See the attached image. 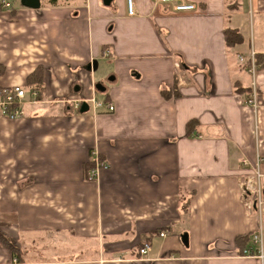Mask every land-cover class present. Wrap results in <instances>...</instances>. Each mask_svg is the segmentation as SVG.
Listing matches in <instances>:
<instances>
[{
	"label": "crops",
	"instance_id": "crops-1",
	"mask_svg": "<svg viewBox=\"0 0 264 264\" xmlns=\"http://www.w3.org/2000/svg\"><path fill=\"white\" fill-rule=\"evenodd\" d=\"M7 1L0 85L41 66L43 92L0 117V229L20 244L0 246V264H264L263 210L242 194L259 172L264 198V68L249 70L264 0H189L186 13L132 0L133 15L127 0ZM93 152L107 166L90 181Z\"/></svg>",
	"mask_w": 264,
	"mask_h": 264
},
{
	"label": "built area",
	"instance_id": "built-area-1",
	"mask_svg": "<svg viewBox=\"0 0 264 264\" xmlns=\"http://www.w3.org/2000/svg\"><path fill=\"white\" fill-rule=\"evenodd\" d=\"M157 2H160L162 4L168 5L171 7V9L174 12L177 13H186L193 11L196 7L195 4L189 0H155ZM127 14L133 15L134 14V6L132 3V0H127ZM0 4L2 7H8L9 3L7 0H0ZM254 52H251V66L250 71L254 74L255 72V56ZM26 86L25 85H11V86H2L0 85V117L8 119V120H16L23 116V106L27 102H34L37 98V92H35L33 89L28 88L29 97L28 100L26 98ZM90 101L93 103L94 107L97 108H105L107 111H113L114 105L112 103H105L104 101H98L94 98H91ZM246 104L255 108L256 107V95L255 91H251V93L248 94V98L246 99ZM79 104L75 105L74 108H79ZM91 168L88 170L87 173V180H95L99 172L102 168H105L107 166V163L105 160L101 159L98 153L93 152L91 156ZM262 177V174L259 172H256L254 177H246L245 180L242 182V194L244 198V202L247 201V199H250V196H252V202L253 205L257 206L264 203V201L260 200V194H261V187H260V178ZM261 206V205H260ZM264 232V225H261V229L259 230V234H254L252 237V243L254 244H262V233ZM160 236L164 237L166 235L165 232H160ZM150 249L149 242L145 241L142 246L138 250L139 257H142L145 255ZM258 253H262V248L260 246V250H257ZM243 255H253L252 251H243ZM262 255V254H260Z\"/></svg>",
	"mask_w": 264,
	"mask_h": 264
},
{
	"label": "trees",
	"instance_id": "trees-1",
	"mask_svg": "<svg viewBox=\"0 0 264 264\" xmlns=\"http://www.w3.org/2000/svg\"><path fill=\"white\" fill-rule=\"evenodd\" d=\"M224 37L226 40V44L228 46L240 43L242 41V37L239 33H237L234 30H226L224 33ZM255 63L257 66L260 65V69L264 68V57L256 55L255 56ZM4 70L2 68H0V74L1 72H3ZM42 67L41 66H37L29 75H27L26 77V83L25 86L27 88L33 89L37 91L38 96H40V94L43 92V84H42ZM173 96H177V92H176V88L174 85V89H173ZM165 98H169V95L167 93H163ZM196 126V122L195 120H190L186 123V133L189 136L192 132V130L195 129ZM87 171V170H86ZM189 200H186V203H184V205L188 204ZM0 226H2V223H0ZM248 238V236H239L236 238V241L240 240V239H244L246 241V239ZM0 246H3L7 249H9L14 255L17 256V254L20 251V244L18 241H16L14 238H11L9 236H7L1 229H0Z\"/></svg>",
	"mask_w": 264,
	"mask_h": 264
},
{
	"label": "water",
	"instance_id": "water-1",
	"mask_svg": "<svg viewBox=\"0 0 264 264\" xmlns=\"http://www.w3.org/2000/svg\"><path fill=\"white\" fill-rule=\"evenodd\" d=\"M104 6H109L114 0H101ZM21 4L30 8H37L39 6L38 0H20ZM86 108V105H83ZM183 241L186 240V235H182Z\"/></svg>",
	"mask_w": 264,
	"mask_h": 264
},
{
	"label": "rangeland",
	"instance_id": "rangeland-1",
	"mask_svg": "<svg viewBox=\"0 0 264 264\" xmlns=\"http://www.w3.org/2000/svg\"><path fill=\"white\" fill-rule=\"evenodd\" d=\"M242 24H243V25L245 24V20H243ZM26 92H27V93H26V98L29 100V99H30V97H29V93H30V92L28 91V88H26ZM262 195L264 196V193H263V192H262ZM260 200H261V201H264V198L261 199V196H260ZM256 201H257V206H258L257 208H260L261 211L263 210V211H262V214H263V216H264V203L260 204V205H261V206H260V205H258V200H256Z\"/></svg>",
	"mask_w": 264,
	"mask_h": 264
}]
</instances>
